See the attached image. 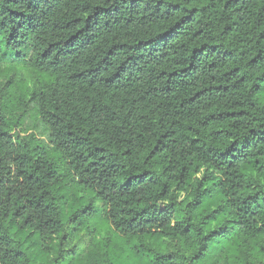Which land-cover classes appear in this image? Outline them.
Masks as SVG:
<instances>
[{"label": "trees", "instance_id": "obj_1", "mask_svg": "<svg viewBox=\"0 0 264 264\" xmlns=\"http://www.w3.org/2000/svg\"><path fill=\"white\" fill-rule=\"evenodd\" d=\"M17 60L0 264H264V0H0Z\"/></svg>", "mask_w": 264, "mask_h": 264}, {"label": "rangeland", "instance_id": "obj_2", "mask_svg": "<svg viewBox=\"0 0 264 264\" xmlns=\"http://www.w3.org/2000/svg\"><path fill=\"white\" fill-rule=\"evenodd\" d=\"M37 74L25 67L20 60L6 61L0 65V99L6 106V112L15 125L12 132L21 138L34 137L47 145V132L41 124L39 115L33 104H27L26 90L33 84ZM27 104L22 114L18 106ZM164 249H171L172 242L164 240Z\"/></svg>", "mask_w": 264, "mask_h": 264}]
</instances>
